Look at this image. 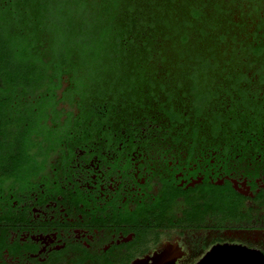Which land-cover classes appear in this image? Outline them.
Wrapping results in <instances>:
<instances>
[{
	"label": "flooded vegetation",
	"instance_id": "1",
	"mask_svg": "<svg viewBox=\"0 0 264 264\" xmlns=\"http://www.w3.org/2000/svg\"><path fill=\"white\" fill-rule=\"evenodd\" d=\"M259 10L239 33L261 47L242 71L250 81L222 95V109L238 125L228 144L210 143L209 126L201 148L82 133L80 97L53 106L45 86L14 103L0 117V264H198L223 244L264 253Z\"/></svg>",
	"mask_w": 264,
	"mask_h": 264
},
{
	"label": "trees",
	"instance_id": "2",
	"mask_svg": "<svg viewBox=\"0 0 264 264\" xmlns=\"http://www.w3.org/2000/svg\"><path fill=\"white\" fill-rule=\"evenodd\" d=\"M9 1L0 0V117L45 86L53 106L80 97L82 133L131 135L145 147L201 148L209 126L210 143L230 142L238 125L222 109V95L250 81L242 71L252 68V51L261 47L239 35L259 18L264 7L257 0H98L102 31L86 35L81 55L56 60L46 56L43 41L13 26L30 16L24 8L14 18ZM30 2L34 21L50 4ZM89 20L86 14L79 24Z\"/></svg>",
	"mask_w": 264,
	"mask_h": 264
},
{
	"label": "rangeland",
	"instance_id": "3",
	"mask_svg": "<svg viewBox=\"0 0 264 264\" xmlns=\"http://www.w3.org/2000/svg\"><path fill=\"white\" fill-rule=\"evenodd\" d=\"M81 1L82 0H50L47 9L45 8L44 10L37 11L36 20L34 21L32 19L34 6L31 5L30 0H10L9 4L13 9L12 12L14 15L15 12L26 8L28 12L27 15L30 16L27 18V24H14V21H11V24H14L13 26L20 25V28L25 30L26 35L29 36L30 39H38L37 43L40 40L43 41L42 45L45 49V54L49 58H54L56 60L59 56L60 59L63 58V55L67 58H69L71 54L81 55L83 42L87 39L86 35H89L90 33L97 34L100 30L102 31L106 24L105 22L102 23L98 16V10L100 8L97 2L98 0H87L89 2L86 3V5L90 8V11L88 9H81L79 4L82 3ZM36 6L40 7L41 5L37 3ZM86 14H90L89 21L91 22L87 24H79L81 19H85ZM16 16L18 15L16 14L14 18ZM51 17L53 19H51ZM36 25L40 27V37H34L32 35L34 34ZM80 28L86 30L82 31ZM9 31V26H6L5 33L9 34ZM27 36L23 37L22 40H24V42H29ZM98 39H100V34L93 39V42H98ZM64 48H66V50L65 52H62ZM101 79V83L105 81L104 76H102Z\"/></svg>",
	"mask_w": 264,
	"mask_h": 264
},
{
	"label": "water",
	"instance_id": "4",
	"mask_svg": "<svg viewBox=\"0 0 264 264\" xmlns=\"http://www.w3.org/2000/svg\"><path fill=\"white\" fill-rule=\"evenodd\" d=\"M198 264H264V253L241 245H216Z\"/></svg>",
	"mask_w": 264,
	"mask_h": 264
}]
</instances>
